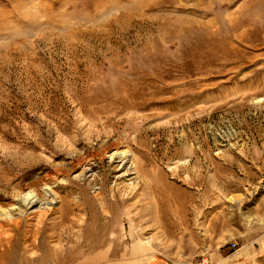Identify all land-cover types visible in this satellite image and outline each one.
<instances>
[{
	"label": "rangeland",
	"instance_id": "rangeland-1",
	"mask_svg": "<svg viewBox=\"0 0 264 264\" xmlns=\"http://www.w3.org/2000/svg\"><path fill=\"white\" fill-rule=\"evenodd\" d=\"M0 264H264V0H0Z\"/></svg>",
	"mask_w": 264,
	"mask_h": 264
},
{
	"label": "bare ground",
	"instance_id": "bare-ground-1",
	"mask_svg": "<svg viewBox=\"0 0 264 264\" xmlns=\"http://www.w3.org/2000/svg\"><path fill=\"white\" fill-rule=\"evenodd\" d=\"M118 150H119V149H118ZM113 155H114V156H113L114 159H115V158H118V159H119V158L121 157V159H122L123 161H125V159H126V155H127V154H126L125 152H123V151H122V152H119V151H118L116 154H113ZM122 160H120V161H122ZM125 163H126V161H125ZM31 198H32V199H30L31 201H29V205H28V206H29V207H34V206L38 203V200H37V199H34L33 197H31ZM48 204H53V203L49 202ZM28 206H27V207H28ZM148 240H149V239H148Z\"/></svg>",
	"mask_w": 264,
	"mask_h": 264
}]
</instances>
